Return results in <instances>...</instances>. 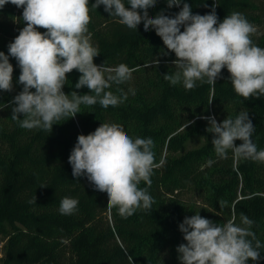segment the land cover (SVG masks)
Instances as JSON below:
<instances>
[{
    "label": "trees",
    "instance_id": "16d2710c",
    "mask_svg": "<svg viewBox=\"0 0 264 264\" xmlns=\"http://www.w3.org/2000/svg\"><path fill=\"white\" fill-rule=\"evenodd\" d=\"M184 2L201 15L215 3L219 21L233 12L243 14L257 29L253 43L264 48V0ZM91 3L95 0H89V7ZM182 6L168 8L165 0H157L148 14L154 18L163 11L174 17ZM22 12L11 3L0 9V51L5 55L24 26ZM90 16L91 42L100 53L94 63L133 69L130 80L106 89L127 98L107 109L99 103L81 105L80 113L54 124L51 133L24 129L11 119V102L23 86L18 63L9 56L13 89L0 90V264H181L176 249L186 241L179 225L196 213L221 224L234 220L240 225L241 214L253 220L251 231L262 247L260 259L247 264H264V163L236 158L231 150L227 158L219 157L214 134L207 131V118L222 123L245 111L255 126L252 140L258 151L264 149V96H238L226 68L215 85L197 81L192 90L182 83L173 86L163 75L177 70L172 63L176 57L154 29L145 31L143 22L129 29L103 5L91 9ZM67 75L65 94H91L87 87H74L81 75L77 70ZM102 123L120 124L133 139L154 141L158 166L148 188L155 200L150 210L124 218L107 206V193L95 190L86 176L72 175L68 158L78 135H88ZM194 139L197 144L189 142ZM140 187L147 185L141 182ZM64 197L79 201L74 214L59 212ZM220 201L227 203L220 206Z\"/></svg>",
    "mask_w": 264,
    "mask_h": 264
},
{
    "label": "clouds",
    "instance_id": "9594fccd",
    "mask_svg": "<svg viewBox=\"0 0 264 264\" xmlns=\"http://www.w3.org/2000/svg\"><path fill=\"white\" fill-rule=\"evenodd\" d=\"M165 2L168 8L183 6L174 17L161 11L150 18L148 9L155 7L157 0H127V5L124 0H95L91 7L89 0H0V9L8 3L23 8L24 26L8 45V55L0 51V90L13 89L14 68L9 56L18 63V83L23 86L11 102L15 105L11 119L24 129L51 133L54 124L80 113L81 105L99 103L107 109L127 98L106 89L130 80L133 69L123 63L114 68L94 63L100 53L91 42L88 25L91 9L100 5L129 29L136 30L143 22L145 31L155 30L168 52L176 57L172 63L177 70L163 75L171 85L182 83L186 90L194 89L197 81L215 85L226 68L238 96L245 100L264 96V48L253 43L257 29L243 14L233 12L219 21L215 3L210 13L201 15L193 14L191 5L184 0ZM73 70L81 74L74 87H87L91 94H65L67 74ZM207 119L216 155L227 158L231 150L236 158L264 163V149L258 151L252 140L255 126L248 112L242 111L234 119L227 117L222 123L214 117ZM237 140L242 141L239 146L235 145ZM153 148L151 138L133 139L120 124L102 123L94 132L78 135L68 162L74 177L86 176L95 190L107 193V206L127 218L138 210H150L155 203L148 191L158 166ZM141 182L147 187L141 188ZM78 203L75 198L64 197L59 212L72 215ZM219 203L224 206L227 202ZM240 221V225L234 220L214 223L199 213L185 217L179 230L186 243L176 249L181 264L258 261L262 244L251 231L254 221L244 214Z\"/></svg>",
    "mask_w": 264,
    "mask_h": 264
},
{
    "label": "rangeland",
    "instance_id": "374dc122",
    "mask_svg": "<svg viewBox=\"0 0 264 264\" xmlns=\"http://www.w3.org/2000/svg\"><path fill=\"white\" fill-rule=\"evenodd\" d=\"M190 143H195V144H197L198 143V139H194L193 141H189ZM191 145H194V144H189V146H191ZM0 246H1V242H0ZM0 255H1V253H0Z\"/></svg>",
    "mask_w": 264,
    "mask_h": 264
}]
</instances>
